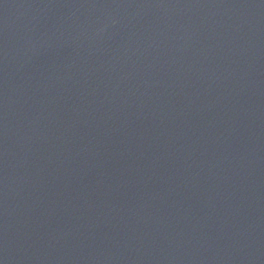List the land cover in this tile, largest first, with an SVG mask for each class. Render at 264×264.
I'll return each mask as SVG.
<instances>
[{"label":"water","instance_id":"95a60500","mask_svg":"<svg viewBox=\"0 0 264 264\" xmlns=\"http://www.w3.org/2000/svg\"><path fill=\"white\" fill-rule=\"evenodd\" d=\"M0 264H264V0H0Z\"/></svg>","mask_w":264,"mask_h":264}]
</instances>
